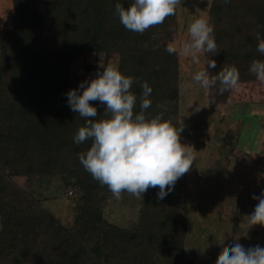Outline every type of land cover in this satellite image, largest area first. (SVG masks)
Listing matches in <instances>:
<instances>
[{
    "label": "trees",
    "instance_id": "obj_1",
    "mask_svg": "<svg viewBox=\"0 0 264 264\" xmlns=\"http://www.w3.org/2000/svg\"><path fill=\"white\" fill-rule=\"evenodd\" d=\"M117 2L128 7L131 0H11L10 26L0 32V264H180L188 231L178 216L186 206V173L162 200L158 186L141 197L122 191L139 207L132 226L121 227L104 216L116 197L79 160L91 139L73 141L85 119L70 110L65 93L98 71L96 63L85 64L88 76L73 77L70 63L87 55L114 57L121 73L134 78V111L146 81L152 88L146 115L162 113L181 129L178 53L166 51L177 9L140 33L120 23ZM207 20L217 45L215 53L205 52L216 62L213 74L234 63L239 81L251 80L250 68L264 67L255 55V41L264 45V0H210ZM90 103L97 107L94 119L106 118L104 105ZM9 177L58 178L75 202L72 224Z\"/></svg>",
    "mask_w": 264,
    "mask_h": 264
},
{
    "label": "rangeland",
    "instance_id": "obj_2",
    "mask_svg": "<svg viewBox=\"0 0 264 264\" xmlns=\"http://www.w3.org/2000/svg\"><path fill=\"white\" fill-rule=\"evenodd\" d=\"M209 4L210 0H178L177 27L170 42L178 53L181 141L195 158L186 172L185 210L178 212L188 227L180 264H217L234 242L246 248L264 246V226H251L247 217L258 203L253 194L264 189V89L254 79L238 81L237 88L222 93L219 84L204 89L192 77L207 68L208 57L201 50L193 60L181 50L190 39V23L208 18ZM10 10L11 0H0V32L10 26ZM116 62L114 57L87 55L71 62L70 70L73 77H85V64L116 66ZM208 70L214 75L213 68ZM9 181L30 191L64 225L72 224L75 202L68 199L69 189H63L58 178L9 177ZM138 207L132 199H109L104 216L129 228Z\"/></svg>",
    "mask_w": 264,
    "mask_h": 264
},
{
    "label": "clouds",
    "instance_id": "obj_3",
    "mask_svg": "<svg viewBox=\"0 0 264 264\" xmlns=\"http://www.w3.org/2000/svg\"><path fill=\"white\" fill-rule=\"evenodd\" d=\"M178 0H131L128 7L115 4V14L120 23L131 31L143 33L150 26L162 23L175 13ZM190 39L181 45L185 56L197 59V53L216 52L213 26L205 18L194 19L189 27ZM255 55L264 59V45L257 40ZM168 53L176 52L173 44L166 46ZM216 62L209 60L207 68L193 74V80L204 89L219 84V91L235 89L239 81V69L224 67L216 75L209 70ZM249 78L264 89V67L253 66ZM134 78L124 75L112 64L99 65L96 74L69 89L67 104L73 112L85 119V125L73 136L76 144L91 139L86 152L78 157L84 169L93 179L107 185L113 196L120 198L122 191L141 197L150 187L157 188L156 199L162 200L174 188L175 182L186 173L194 158L192 150L180 142L179 133L173 124L163 118L162 113L147 116L145 110L151 105V86L141 84L142 94L139 111H134L137 97L130 91ZM90 101L104 105L106 118L94 119L97 107ZM159 107V106H158ZM252 198L258 203L247 215L251 226H264V189ZM217 264H264V246L245 247L239 242L223 253Z\"/></svg>",
    "mask_w": 264,
    "mask_h": 264
}]
</instances>
